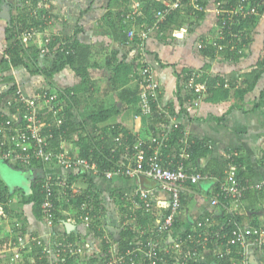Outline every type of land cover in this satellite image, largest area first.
Masks as SVG:
<instances>
[{"label":"crops","instance_id":"crops-1","mask_svg":"<svg viewBox=\"0 0 264 264\" xmlns=\"http://www.w3.org/2000/svg\"><path fill=\"white\" fill-rule=\"evenodd\" d=\"M17 1L4 0L6 6L12 7L14 4V9L9 8L10 16L19 11ZM127 2L125 0H48L45 5L49 4L50 6V23H46L41 32H36V39V36L32 38L24 32L20 35L21 40L24 45H34L37 49L43 36L44 38L57 36L64 43L72 42L73 39L77 40L80 44L88 46L90 67L98 66L101 67V70L105 67L106 70H109L108 58L110 54L116 50V56L120 58L126 51L125 45H122L117 39L126 34V30L127 32L131 28L137 30L136 27L139 29L143 23L136 21L132 27L125 24L120 32L119 21L112 15L128 5L130 7L132 5L140 6L134 9L141 10L139 0ZM26 3H28L27 0L22 2L24 6ZM216 3V0H209L203 6L200 17H196L198 16L197 13L186 9L180 10V15L174 21H170V26L165 29L164 37L151 35L147 40L148 60L160 84L159 103L168 109L182 128L183 135L181 138H184L182 142L185 141V138H191L190 141L199 140L204 143V148L208 149L207 154L200 156L194 165L185 161L189 154L182 151L180 139L174 145L168 144L166 146L169 148L165 155L168 165L173 166L171 162H175V164H184L189 169L206 168L205 173L208 174L207 178L199 180L194 185L186 184L187 189L182 194V205L177 214L174 229L169 235V240L177 233L188 230L202 234L220 231L219 235L223 233L228 235L229 233L223 231V226L227 221L233 225L235 223L252 225L255 221L264 224V71L252 89L242 96L238 91L246 86V77L248 78L253 70L259 69L264 60V8L258 16L252 17L250 23L246 25L245 29L249 41L243 56L237 60L219 54L210 57L199 48V44L213 40L216 35L217 16L214 11ZM261 3L264 4V0H261ZM3 6L0 5V11L3 10ZM7 22L0 17V47L12 41V39L7 40L9 36V32L5 30L8 26ZM185 22L190 24H185ZM177 23L181 25L176 27ZM179 28L178 33L174 34ZM39 54L41 53L39 52ZM100 58L103 63L97 60ZM52 59L54 60V58ZM192 71L202 72L208 82V90L200 99L189 98L183 93L182 88L179 89L182 87L186 74ZM2 76L11 77L12 81L17 84V88L19 87L24 94L29 96L46 86L64 91L66 88L77 86L80 82V78L74 75L69 66L54 73L51 77H44L41 74L32 75L25 68H14L10 62H4L0 66V77ZM100 76L94 71L90 73L94 86L98 80L104 79ZM109 77L105 78L106 88L100 95V98H105L100 99L97 97L98 95L92 93V98L88 100H94L97 105L109 106L112 103H107L108 98L112 97V102H116L119 106V113L105 122L94 125L92 135L102 134L100 138L103 141H111L115 135L111 133L107 139L103 133L108 134L109 130L118 125V128H124L133 135L135 137L134 142H136L139 138L145 141L154 129L160 130L162 125L159 124L157 127V123L146 121L145 117L136 116L135 106L127 105L119 99L118 92L111 89ZM224 82H227V87L222 85ZM5 83L11 82L7 79L4 81L0 79V111L3 113L7 112L5 103H10L15 99L14 91L12 94L2 97V92L7 87ZM129 85L135 87L136 79L134 76ZM94 86L89 90L93 92ZM213 88H223L222 93H213ZM190 100L194 101V105L189 112L185 106ZM73 110L76 111V107L72 109V113ZM86 111L88 112V109ZM8 117L9 121L16 119L11 114ZM89 125L92 126L93 124L90 123ZM109 125L110 127H108ZM151 125L156 128L152 129ZM102 144L104 143L102 142ZM117 145L119 144L115 143V146ZM61 146L70 149L74 154H78V149L71 141L62 140ZM124 148L120 155L121 161H125V157H129L130 154L127 148ZM232 151H237V158L235 159L237 176L245 187L244 196L240 201L230 202L225 206L221 204L212 205L210 200L216 193L219 181L224 177L225 156ZM30 168H41L43 173L48 172L56 174V177L61 176L63 179H67L69 184L81 188L83 192H87L86 189L90 188L92 192L97 194V200L93 204V212L96 214L99 224L106 228L104 231H106L109 240V243L104 241L107 244L106 252L109 248L114 252L119 251L118 238L122 229L134 233L132 241L136 243L141 237V233L147 232L152 222L161 218L167 211L168 194L160 190L152 178L145 175L107 179L102 174L87 172L85 175H79L77 170H66L59 166L52 168L43 164L42 166L34 164L30 167H23V169ZM20 170L22 169L14 168L13 163L0 160V181L8 192L6 199L0 202L7 208L10 216H17V218L22 219V245L29 246L31 239L35 236H41L48 240L46 238L47 233H50L52 238H59L61 234H64L67 235V238L72 239L85 234V238L91 241L93 245L94 253L98 247L101 248L103 233L100 234L101 238L95 232L97 229H94V232H87L79 223L74 227L72 223L74 217L72 216L77 214L79 204L77 207L75 206V209L71 205V200L67 203V208L60 205V213L65 215L67 219L64 220L59 217L60 221L50 229L43 222L42 214L39 217L33 214L32 203L22 204L21 200L24 193H30L31 186L27 187V179L23 174L18 176L17 171L20 172ZM14 174L21 178L22 184L16 182L13 177ZM3 175L7 176V180ZM39 178L32 184L37 183ZM137 188L149 189L151 192L152 208L148 211L149 217L144 223L142 222L144 214L140 213V210L136 212L135 218L131 215L134 208L127 194ZM95 205L98 210H96ZM12 212L17 214L13 215ZM67 223L69 228H66ZM110 227H115L118 231L113 232L109 229ZM8 228V223L2 224L0 222V264H15L12 259L11 247L13 243L18 244V239ZM225 241V238L220 237L218 241L208 243L201 249L198 261L202 264H217L216 262L219 261L217 253L224 248ZM246 253L244 258H231L229 264H264V246L251 245L247 248ZM94 259L95 257H92L88 261L87 258L86 261L90 264V261ZM86 261L84 264H87ZM100 261L95 264H103ZM69 263L83 264L82 260L77 259H73Z\"/></svg>","mask_w":264,"mask_h":264},{"label":"built area","instance_id":"built-area-1","mask_svg":"<svg viewBox=\"0 0 264 264\" xmlns=\"http://www.w3.org/2000/svg\"><path fill=\"white\" fill-rule=\"evenodd\" d=\"M161 1L163 7L155 11L153 22L142 23L137 30L131 28L127 32L126 40L127 45L135 47L133 50L135 54L134 73L140 88L137 104L139 112L136 116L150 115L156 108L162 120H169L167 130L159 133L158 136H151L148 147H152L153 150L150 155L144 149L146 142L139 138L133 144L134 152L127 163L119 161L111 169L101 171L94 162L72 154L68 148L61 146V150L58 152L50 149L48 140L52 135L46 133L45 128L51 124L46 119L40 118L39 114L42 110L48 112L50 110L53 115L59 114L64 99L63 91L46 86L31 96L24 94L19 87L15 89L14 97L19 103L18 113L14 122L11 123V120L5 123L0 122V160H6L22 167H30L33 162L46 167L55 165L63 169L102 174L107 179L145 175L152 178L159 189L168 194L169 203L166 213L154 221L147 232L141 233V237L134 243V246L123 252H114L110 248L104 252L98 247L94 253L93 245L85 238V234L72 239L67 238V235L64 234H61L59 238H52L51 234L47 233L48 240L41 236H35L31 239L29 246L22 245L23 222L15 216L11 215V217L4 204L0 202V222L8 223L9 231L18 239V244L13 243L11 247L12 259L15 264H37V260L42 259L45 260L44 264H70L69 262L73 259L82 260L84 264L89 256H100L103 264H190L199 259L202 248L211 241H218L220 237L226 239L224 248L217 253V257L220 259L232 253V246L236 247L235 251L240 254L241 258L246 256L249 246H264V224L262 223L256 225L235 223V227L228 235L224 233L219 235L220 231L202 234L188 230L177 233L169 240V235L174 229V223L182 205V194L187 189L186 184L194 185L199 180L207 178L208 174L200 170L189 169L184 164L170 166L163 162L161 157V146L166 147L169 144V133L179 127V124L168 109L159 103L160 84L148 60L147 40L151 35L158 37L164 35L162 24L173 9L183 7L184 0ZM187 3L195 14L196 11L203 10V6L198 3V0H188ZM46 6L49 5L46 4ZM214 11L218 20L216 35L213 40L199 44V48L210 44L214 48V54L217 55L228 43L231 52L242 54L247 45L244 40H247L248 33L241 25L247 19L259 15L258 5L253 4L250 0H235L232 3L227 0L218 1ZM138 15L141 16L140 10L133 9L124 17L133 19ZM40 17L47 24L51 21L48 11L43 12ZM35 31L28 30L25 34L27 33L31 37L37 34ZM49 39V36L43 39L45 48ZM5 48L7 45L0 47V54L8 59L9 55L5 52ZM43 52L44 49L41 50V56H43ZM222 85L228 86L227 82ZM182 90L189 98L200 99L208 90V82L202 72L192 71L184 79ZM193 105L194 101L190 100L185 106L187 111L190 112ZM56 122L60 123L61 121L59 119ZM182 133L181 135H183ZM181 135L178 141L180 139L182 142L184 138H181ZM114 140L116 144H120L121 135L115 136ZM189 143V140L185 138V141L181 143L182 151L188 152ZM115 147L112 148V151ZM236 156L237 151L228 152L225 156L224 177L219 181L216 193L210 200L212 205L225 206L227 203L240 201L244 196L245 187L237 176ZM38 181L41 183V191L44 195L41 203L42 219L50 229L60 221L56 214L57 211H60V206L55 203V199L57 202L68 203L70 200L80 197L84 192L81 188L69 184L67 179L54 177L48 172H44ZM127 195H129L128 199L134 208V212L131 214L134 218L138 210L142 212L151 210L152 200L149 189L137 188ZM89 198L90 196L86 194V198L79 202V213L72 216L74 217L72 223L74 227L79 223L87 232H94L96 214L93 212V204L88 200ZM97 228L103 233L104 241L109 243L108 235L104 231L105 226L99 224Z\"/></svg>","mask_w":264,"mask_h":264},{"label":"trees","instance_id":"trees-1","mask_svg":"<svg viewBox=\"0 0 264 264\" xmlns=\"http://www.w3.org/2000/svg\"><path fill=\"white\" fill-rule=\"evenodd\" d=\"M28 3L30 0H27ZM126 3L129 0H125ZM188 0H184L183 2V7L182 8H177L173 9L171 13L167 16V19L165 22L162 24V30L165 31L170 26V21H174L176 17L180 15V10L186 9L188 11L192 12V7L187 3ZM209 0H198V3H200L202 6H205L206 3H208ZM221 1V0H216V2ZM229 3L234 2L235 0H227ZM253 4H257L259 7V10L262 11L264 8V4L261 3V0H250ZM22 2H25V0H22ZM141 4V16H136L135 19L137 21H141L144 24H150L154 20V13L156 10L161 9L163 7L162 1L161 0H139ZM132 10L131 7L125 6L123 10H119L116 12L115 15H112L119 21L118 28L120 29V32L123 30L124 25L126 22H130L131 20L125 19V15L128 11ZM259 11V12H260ZM202 11H196L198 16L200 17ZM41 13H39L40 15ZM36 17V16H35ZM34 16L29 17V13L23 12L19 14V11L17 13L11 15V20L10 23L7 22V27L6 31L9 32V36L7 40L12 39V41L7 44V48H5V52L9 55V61L6 59L4 56H1L0 59V66L6 62H10L11 66L14 68H25L30 74H41L44 77H51L54 73L61 71L64 67L69 66L74 75L80 78V82L77 86L69 89H65L63 91V99L64 102L62 103V110L59 112L57 115H53L52 112L49 110L44 111L42 110L39 114L40 118L46 119L48 122H50V126L45 128L46 133H50L52 137L48 140L49 141V148L54 150V151H60L61 150V141L66 140V141H71L72 144L78 149V154H76L78 157L85 158L89 160L90 162H94L98 168L101 171L111 169L117 163H119L120 160V155L124 151V147L127 148L129 154V157H125L124 163H127L129 158L132 157V154L134 152L133 149V144L135 141V137L131 134L128 133L127 130H124V128H118V125H116L113 129L108 131V134L103 133L105 138L108 139L109 135L112 133V135H121V143L115 147V149L112 151V148L115 146V140L111 141H103L100 136L102 134H95L92 135L94 128L93 126L105 122L109 120L111 117L117 115L119 113V106H117V103H113L110 106H105L104 104H96L93 102V107L88 109V116L87 118H84L81 122L76 124L74 120L72 119V109L74 107H77L78 103L84 102L87 107H89V101L88 99L92 98V91L89 90L92 86H94L93 80L90 78V74L88 71V68L90 67V61H89V56H90V51L88 50V46H85L83 44H80L77 40H72V42H66L62 41L61 38L57 36H53L49 39V41L46 44V48L49 50L50 55L53 56L54 60L52 61L51 65L47 66H42L41 67V60L45 57V54L41 56L39 54V50L34 46V45H24V42L21 40V33H24L28 30H30L31 27H35L38 22ZM252 18V17H251ZM251 18L247 19L244 21L241 25V27H246L248 23H250ZM254 18V17H253ZM41 19V18H39ZM125 19V20H124ZM44 24L46 25V21L42 20ZM218 23V20H217ZM114 25V24H112ZM178 25L181 24H176L175 26L178 27ZM157 36V35H156ZM159 37H164L159 36ZM246 39V38H244ZM122 45H125L126 51L121 55L120 58H117L116 53L117 51L114 50L113 53L110 54L108 58V65H109V70H110V77H109V83L111 86L112 91L118 92L119 99L124 102L127 105H132L135 106V111L138 113L139 108L137 106L138 100H139V85L136 82L135 87H131L129 85L132 77L134 76V79L136 77L135 71H134V61H135V54L133 53V50L135 47H131L126 44L127 40V30L126 34L122 35L121 38L117 39ZM246 43L249 41L244 40ZM64 43V44H63ZM222 43H225V41H222ZM135 45V44H134ZM230 45L227 43L225 48L219 53V55H222L226 58L231 57L233 59H239L242 54H237L233 53L229 49ZM203 53L207 56L213 57L214 54V48L210 44H206L203 48H200ZM68 51V53H67ZM148 51V50H147ZM149 52V51H148ZM23 53V54H22ZM8 69V68H7ZM6 71V70H5ZM264 71V60L262 61L261 66L257 70H253L251 75H248V78L246 77V86L239 91V94L241 96L252 89L257 82L258 78ZM188 74H186L185 78L187 77ZM1 80H10L11 83H5L6 84V89L4 92H2V97L7 96L9 94H12V92H15V89L17 88V84L12 81L11 77H0ZM182 87H179L181 89ZM212 89V88H211ZM223 88H213V93H222ZM217 90L216 92H214ZM71 91L73 92L71 94ZM225 91V90H224ZM227 92V90H226ZM224 93V92H223ZM15 96V95H14ZM6 106V111H0V122H7L8 120V115H13L16 116L18 113L17 108L19 106V103L17 100L13 99L10 103H5ZM183 109V108H182ZM182 111V110H181ZM184 111V109H183ZM145 117L146 121L152 122V123H157V127L162 125V128L159 129H154L150 136L145 139L146 144L144 145V149L146 150V153L150 155L152 153L153 148L148 147V142L151 139V136H158L159 133L167 130L168 128V123L169 120H162L161 116L157 113L156 108H154V112L150 115L142 116ZM60 119V123H57L56 120ZM88 119V121H87ZM14 121H11V123ZM92 123L93 125H89V123ZM110 127V125L108 126ZM152 129L156 128L155 126L151 125L150 126ZM182 128L177 127L174 128L172 131L169 133V144L174 145L176 141L178 140L179 136L182 133ZM114 136V137H115ZM160 138V137H159ZM189 140V157L185 160L186 162H190L192 164H196V161L198 158L202 155H206L208 152L207 148H204V143L201 141H190ZM102 142L104 144H102ZM127 145V146H126ZM169 148H166L164 146H161V157L163 158V162L167 163L165 159V155L168 153ZM74 154V152L72 153ZM179 154V153H178ZM177 154V156H178ZM128 158V159H127ZM34 163L31 165L33 166ZM168 164V163H167ZM171 164L174 166L175 162H171ZM42 166V164H40ZM14 168L18 169H23L18 164H14ZM66 170H71V169H66ZM201 172H205L206 168L199 169ZM79 175H85V171H77ZM54 175V174H53ZM56 175V174H55ZM54 175V177H56ZM62 178L61 176H59ZM87 192L82 194L80 197L71 200V205H73L74 209L75 206L77 207L79 202L81 200H84L86 198V194H90V198L88 199L91 204H94L97 200V194L92 192L90 188L86 189ZM8 196L7 188L1 183L0 181V201H4L6 197ZM44 195L41 191V183L37 181L34 185H31V192L26 194L24 193V196L21 200L22 204H27V203H32V212L35 216L39 217L41 215V203L43 201ZM74 201V202H73ZM64 201L57 202L55 199V203L58 206H62L63 208H67V203L62 205ZM60 206V207H61ZM6 208V207H5ZM96 210L98 208L95 205ZM7 209V208H6ZM79 213V210L78 212ZM140 213L144 214V217L142 218V222L144 223L149 217L148 212L144 213L140 211ZM57 216L63 218L66 220V216L62 215L60 211L56 212ZM17 217V216H16ZM19 217V216H18ZM20 218V217H19ZM234 218V217H233ZM22 220V219H20ZM153 223V222H152ZM259 222L255 221L252 223V225H256ZM176 224V221L174 223V226ZM99 225L98 218L96 217L94 227L97 229L95 232L99 237H101V230H99L97 227ZM235 227L230 221L227 223L225 222V225L223 226V231L226 233H230L231 229ZM66 232V231H65ZM112 234V233H110ZM134 237V233H132L130 230L127 229H122L121 233L119 234L118 238V244H119V252L125 251L127 248L131 247L134 245V242L132 241ZM102 245H101V251L106 252L107 249V244L104 243V240H101ZM2 245V244H1ZM233 251L229 256H226L225 258H218L219 261H217V264H229L230 259L232 258H240V254L235 251L236 247L232 246ZM92 257L90 256L88 258V261ZM101 260L100 256H96L94 260L90 261V264L94 262L93 264L99 262ZM45 260H37V264H44ZM87 262V261H86ZM89 264V262H87ZM190 264H202L198 260L192 261Z\"/></svg>","mask_w":264,"mask_h":264},{"label":"rangeland","instance_id":"rangeland-1","mask_svg":"<svg viewBox=\"0 0 264 264\" xmlns=\"http://www.w3.org/2000/svg\"><path fill=\"white\" fill-rule=\"evenodd\" d=\"M45 2H48V0H46V1H44V0H30V2L29 3H26V6H24L22 4V0H18L17 1V3H19V14L27 11L29 13V17L30 16H32V17L33 16L34 17L36 16L35 18H36L38 24L35 27H31L33 29H30V30H36L35 32H37V33L38 32H41V30H43L44 27L46 26L44 24V22L42 21V19H39V18H41L40 15L43 14V12H45V11H48L50 13V7L49 6H46L45 5ZM0 5L1 6L4 5V0H0ZM139 7L140 6L132 5L131 9L133 10L134 8H139ZM8 8L14 9V4H12V7L9 6ZM132 10L128 11L127 13L131 12ZM39 13H41V14L39 15ZM129 20H131L132 22L130 21L131 22L130 23L128 21L125 24L127 26H130V27H132V25L134 24V22L137 21L135 18L129 19ZM185 24H190V23L185 22ZM180 28L178 30H176L174 34H177L178 31L180 30ZM136 29H138V28L136 27ZM29 32H31V31H29ZM36 35L37 34H34L32 36V38H34ZM36 38H37V36L35 37V39ZM43 39H44V36H43ZM43 39H41L40 43L38 44V46H39L38 47V50L41 53V50L44 49L43 55L45 54V57L43 56L44 58L41 61V65L42 66H47V65H51V63L53 61V59H52L53 57H52V55L48 54L49 53V50L44 47ZM47 57H49V58H47ZM97 60H99L101 63H103V60L101 58L100 59H97ZM100 68L98 66H96V67H92V66L89 67V74L94 71L95 74L97 73V75H101L100 78L104 77V79H101L100 81L98 80V82L96 83V85L92 89L93 90V94L94 95H98L97 97H99V98L101 97L100 95L103 94V92H104V90L106 88V86H105L106 79L105 78H107L108 76H110V71L109 70H106L105 67H103L102 70ZM26 71H27V69H26ZM95 89H97L98 91H96ZM97 92H98V94H97ZM102 98L104 99L105 97H102ZM102 98H100V99H102ZM93 102H94V100L88 102L89 105L91 104L89 107H87L88 105H86L84 102L78 103V105L76 107V111L73 110V113H72L73 114L72 115V119L74 120V122H76V124H78L79 122H81L84 118H87V116H88L89 113L86 110L93 107V104H92ZM107 103L108 104H110V103L113 104L112 97H109L108 98V102ZM87 121H88V119H87ZM54 166L55 165H52L50 167L53 168ZM17 174H19L18 176L21 175V173L19 171H17ZM18 176L16 174H14L13 177L15 178V180H16L17 183L22 184V180ZM3 177H5V179L7 180V178H6L7 176L3 175ZM16 211L18 212V210H16ZM12 213H13V215L14 214H17L16 212H12Z\"/></svg>","mask_w":264,"mask_h":264},{"label":"water","instance_id":"water-1","mask_svg":"<svg viewBox=\"0 0 264 264\" xmlns=\"http://www.w3.org/2000/svg\"><path fill=\"white\" fill-rule=\"evenodd\" d=\"M0 17L4 18L8 22L11 20V16L9 13L8 6L4 5L3 10L0 11ZM20 173L23 174V176L27 179V187H30L32 185L33 181H36L39 177L41 178L43 176V169L41 168H30V169H22L20 170ZM71 226V225H70ZM66 228H69V224H66ZM113 232H117L118 229L115 227L109 228Z\"/></svg>","mask_w":264,"mask_h":264}]
</instances>
